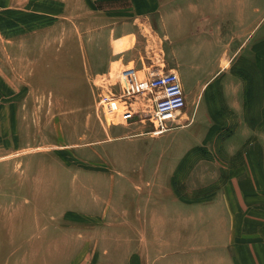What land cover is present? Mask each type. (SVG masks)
<instances>
[{
    "label": "rangeland",
    "instance_id": "1",
    "mask_svg": "<svg viewBox=\"0 0 264 264\" xmlns=\"http://www.w3.org/2000/svg\"><path fill=\"white\" fill-rule=\"evenodd\" d=\"M30 5L0 15V44L10 49L9 71L0 72L10 79L9 93L0 95V264H51V257L58 264H141L149 249L135 241L132 216L146 208L159 213L165 204L174 209L177 198L200 204L222 191L226 169L178 168L183 143L196 145L184 113L156 135L148 116L125 121L102 109V97L120 93L122 71L143 62L110 55L98 20L83 24L82 3H75L74 23L62 3L54 17ZM153 58L144 57L147 67L177 72ZM100 233L107 242L101 248ZM51 236L58 244L50 245ZM185 250L189 258L196 249Z\"/></svg>",
    "mask_w": 264,
    "mask_h": 264
},
{
    "label": "crops",
    "instance_id": "2",
    "mask_svg": "<svg viewBox=\"0 0 264 264\" xmlns=\"http://www.w3.org/2000/svg\"><path fill=\"white\" fill-rule=\"evenodd\" d=\"M210 2L0 0V15L32 4L36 13L54 17L62 3L72 23L75 3H82L83 24L98 20L110 40V55L140 57L144 68L134 70L144 77L153 69L145 65L146 56L155 57L154 63L159 56L171 70L177 69L187 96L183 113L195 126L189 135L196 143H183L178 168L226 169V182L222 191L199 198L200 204L186 205L177 198L174 209L165 204L159 213H154L159 208H146L132 216L135 241L149 249L147 256L138 257L141 264H264V0ZM5 46L0 44L2 73L10 66ZM9 81L0 75V95L9 93ZM206 200L210 202L203 204ZM99 238L101 248L107 242L101 233ZM53 242L58 244L57 236ZM86 242L91 247L90 237ZM187 247L196 249L189 258ZM55 263L58 259L51 257Z\"/></svg>",
    "mask_w": 264,
    "mask_h": 264
},
{
    "label": "built area",
    "instance_id": "3",
    "mask_svg": "<svg viewBox=\"0 0 264 264\" xmlns=\"http://www.w3.org/2000/svg\"><path fill=\"white\" fill-rule=\"evenodd\" d=\"M148 72L144 77L136 70L122 71L118 78L120 93L105 95L100 105L108 113L117 112L125 121L136 116H148L155 126L154 133L159 135L182 115L187 106V96L177 72L156 69ZM136 105L138 109L133 108Z\"/></svg>",
    "mask_w": 264,
    "mask_h": 264
}]
</instances>
